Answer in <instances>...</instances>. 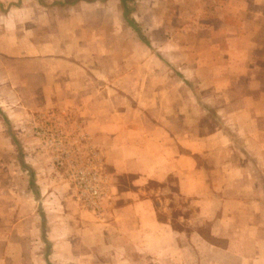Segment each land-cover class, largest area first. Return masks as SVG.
<instances>
[{"label":"rangeland","instance_id":"obj_1","mask_svg":"<svg viewBox=\"0 0 264 264\" xmlns=\"http://www.w3.org/2000/svg\"><path fill=\"white\" fill-rule=\"evenodd\" d=\"M39 1L43 6L52 2ZM63 1H53L61 4L59 25H49L47 32L41 26L44 31L36 30L34 38L49 43L55 40L59 51L65 52L60 61L72 58L68 53H78L79 60H74L85 61L87 71H101L111 112L106 119H95L94 125L129 122L141 116L142 126H151L164 113L170 117L165 110L169 98L166 81L154 76L170 71L178 89L182 87L179 69L170 64L166 68L163 63L166 39L178 43L180 34H186L180 25L199 23L202 11H264L263 0H126L125 11L119 0H75L71 7ZM0 12L2 19L4 11ZM11 30L0 22V134L8 136L11 131L13 140L0 141V264H180L182 248L225 247L229 242L237 244V236L248 238L241 242L253 244L256 239L252 237L264 233V165L251 157L253 151L243 138L250 129L234 127L232 118L215 111L207 97L199 106L195 81L183 85L196 105L197 112H188L195 121V132L204 134L222 126L230 138V149L247 157L238 162H246L242 167L253 173L252 184L259 187L248 190L243 177L238 181V176L221 177L219 172L208 176L210 187L223 189V200L230 201L224 208L198 210L197 196L179 194L171 175L141 185L136 184V174L115 175L103 148L91 136L87 122L92 113L76 111L70 105L43 107V97L29 95L38 89L42 69L54 67L53 59L44 65L25 57L21 51L27 49H18L20 42L9 35ZM22 33L17 30L15 34ZM173 51V57H179L178 50ZM259 51L261 59L264 46ZM256 64L263 75V62ZM68 67V74L76 72L70 64ZM155 85L158 87L152 91ZM260 87L264 89V81ZM160 105L163 114L158 111ZM254 134L258 137L260 131ZM92 167L100 173L104 193L97 210L82 203L77 186L78 171L86 173ZM215 180L223 182L211 185ZM137 197L152 204V230L141 227L138 234L130 233L131 223L118 227L114 219L121 204Z\"/></svg>","mask_w":264,"mask_h":264},{"label":"crops","instance_id":"obj_2","mask_svg":"<svg viewBox=\"0 0 264 264\" xmlns=\"http://www.w3.org/2000/svg\"><path fill=\"white\" fill-rule=\"evenodd\" d=\"M50 1L49 6H43L39 0H0V11H4L0 22L14 29L8 33L14 41L20 42L17 43L18 49H27L24 53L21 51L25 57L30 56L31 60H39L44 65L48 59H53L54 67L45 66L42 69L43 73H39L40 85L35 92L30 91L29 95L43 97L46 102L43 107L70 105L76 111L85 109L92 113L87 122L91 126V136L103 148L106 162L114 168L115 175L136 174L137 185L150 179L160 182L171 175L176 179L177 189L181 192L179 194L197 196L198 210L224 208L230 203L226 201V204L223 200L220 194L223 189L209 185L208 176L216 175L217 172L221 177L231 175L237 179L238 176V181L243 177L248 190H259L257 184H252L253 173L242 167L246 162H238L242 160L240 157L245 160L247 157L235 148L230 149V138L222 126H216L204 134L195 132V121L188 112H197L196 105L194 100L188 98L191 91H187L189 88L183 85L195 81L201 97L197 99L199 106L207 97L215 111L232 118L234 127L249 128L250 132L244 131L245 143L253 151L251 157L264 165V89L260 87L264 74L258 73L260 68L256 64L262 61L264 66V55L261 59L259 57V49L264 46L260 39L264 11H227L224 8L202 11L203 19L199 23L180 25V30L186 31V34H180L178 43L166 39L162 47L163 63L166 68L170 64L179 69L181 75L178 81H181L182 87L178 89L170 71L155 73L154 76L166 81L165 94L169 98L165 110L170 112V117L164 113L160 121L156 119L151 126H142L141 116L129 122H98L94 125L95 119H106L107 113L111 112L106 103L107 84L103 82L101 71L93 74L87 71L85 61L74 60H79L78 53H68L72 58L60 61V54L64 55L65 52L59 51L55 40L49 43L34 38L37 31H44L41 26H45L47 32L49 25H59L61 4ZM74 1L64 0L63 3L71 7ZM17 30L24 32L19 34L22 38L15 34ZM175 49L178 50L177 55H180L174 58L172 54ZM64 62L65 66L62 67L61 63ZM68 64L71 69L76 68V72L68 74ZM77 68L84 71H78ZM238 80H242L240 84H236ZM157 87L155 85L152 91ZM233 89L238 93L235 94ZM159 102L155 101L154 104ZM158 111L163 114L162 105L158 106ZM257 130L260 131L258 137L254 134ZM236 135L240 136V133ZM6 139L10 143L13 141L11 131L8 136L0 134V141ZM221 182L211 181V185ZM116 215L114 219L118 227L129 223L133 225L130 233L138 234L141 227L152 230V204L148 199L137 197L125 202L118 207ZM194 235L197 240H201L195 232ZM252 238L256 239L253 242L255 245L241 242L248 238L237 236V244L229 242L225 247L214 245L206 249L203 245L189 250L182 248V255H193L196 259L181 255L180 264H264V233Z\"/></svg>","mask_w":264,"mask_h":264},{"label":"built area","instance_id":"obj_3","mask_svg":"<svg viewBox=\"0 0 264 264\" xmlns=\"http://www.w3.org/2000/svg\"><path fill=\"white\" fill-rule=\"evenodd\" d=\"M78 173L77 186L82 203L92 210H97L100 199L104 194L103 188L101 187L102 179L100 173L94 167L86 173L84 169L79 170Z\"/></svg>","mask_w":264,"mask_h":264},{"label":"trees","instance_id":"obj_4","mask_svg":"<svg viewBox=\"0 0 264 264\" xmlns=\"http://www.w3.org/2000/svg\"><path fill=\"white\" fill-rule=\"evenodd\" d=\"M125 2H126V0H120V3H121L122 8H123V11L126 10ZM31 183H32V182H30V184H31ZM172 191H173V192H176V189H173ZM177 194H178V193H177Z\"/></svg>","mask_w":264,"mask_h":264}]
</instances>
